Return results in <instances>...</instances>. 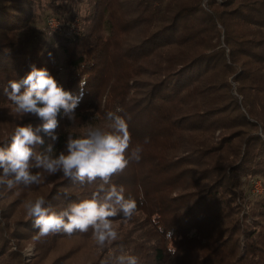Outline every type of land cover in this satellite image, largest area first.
<instances>
[{
    "label": "trees",
    "instance_id": "1",
    "mask_svg": "<svg viewBox=\"0 0 264 264\" xmlns=\"http://www.w3.org/2000/svg\"><path fill=\"white\" fill-rule=\"evenodd\" d=\"M52 15L62 31L47 37L32 26ZM75 17L81 30L68 33ZM33 64L81 97L74 123L58 116L57 152L69 132L107 128L117 107L131 146L143 145L139 163L112 177L138 206L130 219L112 218L131 224L115 250L140 264H264V190L247 185L264 183V0H0V101L11 103L4 85ZM99 183L60 175L46 206L90 198ZM15 224L14 237L38 235L27 214ZM63 234L40 237L39 249ZM3 238L0 264H29Z\"/></svg>",
    "mask_w": 264,
    "mask_h": 264
},
{
    "label": "clouds",
    "instance_id": "2",
    "mask_svg": "<svg viewBox=\"0 0 264 264\" xmlns=\"http://www.w3.org/2000/svg\"><path fill=\"white\" fill-rule=\"evenodd\" d=\"M86 83L81 79L82 90ZM3 95L13 106L10 114L33 115L41 123L36 126L18 123L7 146H0V186L12 189L19 184L39 185L41 171L48 176L60 174L80 185L100 181L90 198L73 201L58 210L46 206L43 196L26 200L24 208L28 217L33 218L38 237L54 233L71 235L77 231L86 233L91 229L92 238L100 247L117 241L119 234L112 218L122 214L130 219L138 206L136 199L125 197L122 185L111 182L112 177L123 173L130 163H139L143 152L142 144L131 146L128 120L119 114L123 109L117 107L106 113L107 128L88 126L79 135L69 132L64 147L57 152L58 116L62 112L74 123L81 97L66 90L47 68L35 64L24 77L9 80L3 87ZM45 136L49 138L47 144ZM148 142L149 138L145 137L143 143ZM166 238H172L170 230ZM167 251L175 255L174 249ZM113 262L140 264L139 258L126 253L123 247L120 254L113 257Z\"/></svg>",
    "mask_w": 264,
    "mask_h": 264
},
{
    "label": "rangeland",
    "instance_id": "3",
    "mask_svg": "<svg viewBox=\"0 0 264 264\" xmlns=\"http://www.w3.org/2000/svg\"><path fill=\"white\" fill-rule=\"evenodd\" d=\"M53 18L61 24L60 19L52 15L45 18L44 21H33L32 26L37 32L48 37L53 35L54 32H60L64 29L62 24L61 28L52 27L50 21ZM76 18L77 20H74L76 25L71 21L72 23L70 28H68L70 29L68 33H72V30H76V33L81 30L79 18L75 17L74 19ZM41 20H43V18ZM232 86H236L235 81L232 82ZM235 93L237 92L235 91ZM239 100L241 101V98ZM12 107L11 103H3L0 101V138L10 134L18 123H31L34 126L36 123L39 124L41 122L33 115L20 117L10 114ZM191 139L193 141L199 140L196 137H192ZM41 176V184L31 187H26L23 184L16 185L12 189L0 186V208H6V213L0 214L1 226L3 227V231H1L0 234H3L5 237L3 239H5L6 242L9 240V243L7 242L11 246L9 250L12 248L19 250L21 258L29 264H91L93 260V264H108L107 262L114 264L113 257L120 254L118 251L119 249L115 250L113 246L114 242L100 247L93 240L92 235L86 237L81 234H76L74 236H69L67 234L51 236L45 241L47 245L39 249L37 242L40 237H38V235L30 233L27 239H19L10 233L9 230H11L12 223L16 225L15 220L27 214L24 208V202L29 199L44 196L45 193L48 192L50 185L60 174L48 176L41 171ZM247 185L253 194L260 193L264 190V183L260 177L249 178L247 180ZM5 214H11V217L6 218L4 217ZM3 220H7V222L5 221L4 223ZM112 222L119 235L126 233V230L131 227L129 220L120 219L112 220ZM9 250L7 249V251ZM6 253L7 252H5V254ZM0 257H2V255H0Z\"/></svg>",
    "mask_w": 264,
    "mask_h": 264
},
{
    "label": "built area",
    "instance_id": "4",
    "mask_svg": "<svg viewBox=\"0 0 264 264\" xmlns=\"http://www.w3.org/2000/svg\"><path fill=\"white\" fill-rule=\"evenodd\" d=\"M74 20H77V18ZM74 20H73V23L76 25V22H74ZM50 24L52 27L61 28V24H59V22L57 20H55L54 18L50 21ZM69 31H70V29H69ZM74 31H76V30H74Z\"/></svg>",
    "mask_w": 264,
    "mask_h": 264
}]
</instances>
